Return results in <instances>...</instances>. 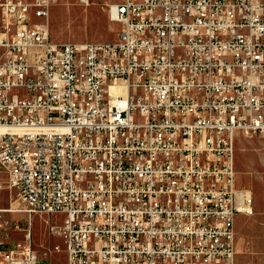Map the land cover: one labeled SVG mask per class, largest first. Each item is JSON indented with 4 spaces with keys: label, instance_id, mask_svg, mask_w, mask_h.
Wrapping results in <instances>:
<instances>
[{
    "label": "built area",
    "instance_id": "1",
    "mask_svg": "<svg viewBox=\"0 0 264 264\" xmlns=\"http://www.w3.org/2000/svg\"><path fill=\"white\" fill-rule=\"evenodd\" d=\"M58 2L0 0V264H44L35 216L61 217L46 224L66 264H236L264 0H122L116 42L83 44L53 40Z\"/></svg>",
    "mask_w": 264,
    "mask_h": 264
},
{
    "label": "rangeland",
    "instance_id": "2",
    "mask_svg": "<svg viewBox=\"0 0 264 264\" xmlns=\"http://www.w3.org/2000/svg\"><path fill=\"white\" fill-rule=\"evenodd\" d=\"M122 0H59L51 15V33L55 42L65 44L115 43L122 25L115 21L112 8ZM236 167L240 184L252 191L256 214L247 217L256 221L254 237L249 241V253L254 251L255 264H264V136L239 135L236 143ZM15 196L9 191L1 193L3 201L0 208H10ZM13 216H8L12 219ZM26 228L25 215L14 216ZM61 220V217L43 218L35 216L33 220V246L43 259L44 264H66V256L51 254L56 246L63 249V241L48 232L46 221ZM22 234H11L7 243L13 246Z\"/></svg>",
    "mask_w": 264,
    "mask_h": 264
},
{
    "label": "crops",
    "instance_id": "3",
    "mask_svg": "<svg viewBox=\"0 0 264 264\" xmlns=\"http://www.w3.org/2000/svg\"><path fill=\"white\" fill-rule=\"evenodd\" d=\"M1 196V194H0ZM3 201L0 197V203ZM256 221H249L243 215H239L236 219V264H255L254 251L249 253V241L254 237L256 229Z\"/></svg>",
    "mask_w": 264,
    "mask_h": 264
},
{
    "label": "bare ground",
    "instance_id": "4",
    "mask_svg": "<svg viewBox=\"0 0 264 264\" xmlns=\"http://www.w3.org/2000/svg\"><path fill=\"white\" fill-rule=\"evenodd\" d=\"M111 12H112L113 17H115V7L112 8Z\"/></svg>",
    "mask_w": 264,
    "mask_h": 264
}]
</instances>
